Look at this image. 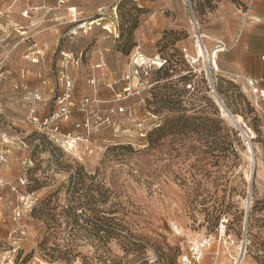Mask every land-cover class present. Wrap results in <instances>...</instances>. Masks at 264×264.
Returning <instances> with one entry per match:
<instances>
[{"label": "rangeland", "instance_id": "rangeland-1", "mask_svg": "<svg viewBox=\"0 0 264 264\" xmlns=\"http://www.w3.org/2000/svg\"><path fill=\"white\" fill-rule=\"evenodd\" d=\"M190 3L0 0V252L19 247L15 264H177L204 238L200 264L238 248L264 264V113L212 65L220 2ZM138 57L167 62L116 102ZM66 78L75 107L51 138L26 113L48 115ZM23 192L36 201L17 223Z\"/></svg>", "mask_w": 264, "mask_h": 264}, {"label": "crops", "instance_id": "crops-1", "mask_svg": "<svg viewBox=\"0 0 264 264\" xmlns=\"http://www.w3.org/2000/svg\"><path fill=\"white\" fill-rule=\"evenodd\" d=\"M212 20L216 27L209 38L225 44V51L216 55L219 74L235 82L256 111L264 113V99H258L247 85L250 79L259 80L257 88L264 91V0H222Z\"/></svg>", "mask_w": 264, "mask_h": 264}, {"label": "built area", "instance_id": "built-area-1", "mask_svg": "<svg viewBox=\"0 0 264 264\" xmlns=\"http://www.w3.org/2000/svg\"><path fill=\"white\" fill-rule=\"evenodd\" d=\"M93 22L79 24L76 29H74L73 34L77 32L88 33L89 30L93 27ZM100 24V23H99ZM198 38L202 40V35L197 31ZM199 41V40H198ZM219 51L225 50V45H219ZM166 61L161 58H156L151 62H145L144 60H140L138 57L134 62V68L131 72L125 73L123 75V81L125 82L124 87L120 91L114 92V99L116 102L124 101L125 99L139 95L140 89L146 83L147 77L149 76V72L153 67H157L160 69ZM75 64H78V61H75ZM92 84L95 83L94 80L91 81ZM259 80L250 79L247 81V85L252 91L253 94L257 95L258 99H264V91L259 90L257 88V84ZM72 81L69 78L65 79L64 88L62 92L56 97L54 109L48 113L46 116H40L35 112V110L31 107L27 109V120L29 124L33 127L35 131L41 132L46 136L53 138L55 135L60 133L59 123L60 122H68L72 117V113L74 111V100L72 95ZM35 100H40V96L36 93L34 95ZM89 99H84L79 103L80 112H84L85 109L90 105ZM119 112H123L122 108H119ZM103 124H109V117L102 121ZM79 125L76 124V127ZM84 127H87L85 124ZM71 134H67L68 139L71 137ZM250 140V138L247 136ZM74 142V141H73ZM72 142V144H73ZM6 162V151L3 146L0 145V165ZM19 185H24V180L22 178L19 179ZM36 201V198L33 196L26 194L23 192L18 197V206L13 210V221L20 222L21 216L24 215L25 212H31L33 202ZM16 230L19 235H23V227H19ZM13 232H10V236ZM16 233V232H14ZM209 242V238L201 239L198 242H192L189 244L186 253H183L178 258L177 264H200L201 260L204 256V250L207 248ZM20 249L19 247H11L3 252H0V264H15L18 259V253Z\"/></svg>", "mask_w": 264, "mask_h": 264}, {"label": "bare ground", "instance_id": "bare-ground-1", "mask_svg": "<svg viewBox=\"0 0 264 264\" xmlns=\"http://www.w3.org/2000/svg\"><path fill=\"white\" fill-rule=\"evenodd\" d=\"M98 21V20H97ZM217 50H215V51H213V53L211 54V56H212V58H211V61H212V65H213V67L214 68H217L216 67V58H217ZM196 53H197V56L198 57H204L203 56V50H202V47L199 45V44H197V51H196ZM239 120L237 119V122H238ZM251 134H252V136H254V134L251 132ZM67 148V147H66ZM65 148V149H66ZM72 148V146H70V147H68L67 149V152H73V149H71ZM248 152H249V149H248ZM238 251L236 252V253H238L237 255H236V257L234 258V262H233V264H238L241 260V257H240V255H241V253H242V251H240V249L238 248L237 249ZM242 256V255H241ZM240 260V261H239Z\"/></svg>", "mask_w": 264, "mask_h": 264}, {"label": "trees", "instance_id": "trees-1", "mask_svg": "<svg viewBox=\"0 0 264 264\" xmlns=\"http://www.w3.org/2000/svg\"><path fill=\"white\" fill-rule=\"evenodd\" d=\"M214 1H219L220 2V0H203V3H205L206 5H208L210 8H212L213 7V2ZM222 1V0H221ZM226 1H232V2H234L235 0H226ZM188 3H190V0H188ZM190 6H191V3H190ZM165 60V59H164ZM166 61V60H165ZM167 62V61H166ZM163 67V66H162ZM162 67H160V68H162ZM34 209H32V211H33ZM31 211V212H32ZM98 221V223L103 227V221L101 220V219H98L97 220Z\"/></svg>", "mask_w": 264, "mask_h": 264}]
</instances>
